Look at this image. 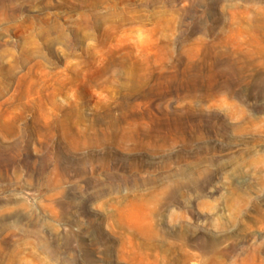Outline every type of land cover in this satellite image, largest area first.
Masks as SVG:
<instances>
[{
    "label": "rangeland",
    "instance_id": "obj_1",
    "mask_svg": "<svg viewBox=\"0 0 264 264\" xmlns=\"http://www.w3.org/2000/svg\"><path fill=\"white\" fill-rule=\"evenodd\" d=\"M0 264H264V0H0Z\"/></svg>",
    "mask_w": 264,
    "mask_h": 264
}]
</instances>
